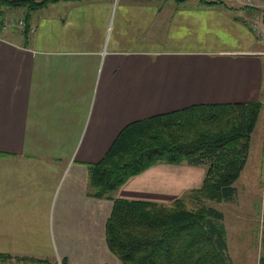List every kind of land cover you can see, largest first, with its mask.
Wrapping results in <instances>:
<instances>
[{
  "label": "crops",
  "instance_id": "1",
  "mask_svg": "<svg viewBox=\"0 0 264 264\" xmlns=\"http://www.w3.org/2000/svg\"><path fill=\"white\" fill-rule=\"evenodd\" d=\"M222 1L53 0L32 12L27 36L0 29L5 263L121 264L105 240L112 199L88 195L89 164L135 120L198 104L264 106L254 8ZM181 167L154 164L112 196L174 200L171 174H202Z\"/></svg>",
  "mask_w": 264,
  "mask_h": 264
},
{
  "label": "trees",
  "instance_id": "2",
  "mask_svg": "<svg viewBox=\"0 0 264 264\" xmlns=\"http://www.w3.org/2000/svg\"><path fill=\"white\" fill-rule=\"evenodd\" d=\"M50 1L0 0V5L31 11ZM261 108V100L198 104L135 120L121 129L99 161L89 164L88 195L112 199L105 240L121 264H233L223 213L206 201L233 198ZM157 163H208L201 185L187 194L194 206L184 196L170 204L112 196L131 176ZM9 258L0 253V260ZM258 264H264V255Z\"/></svg>",
  "mask_w": 264,
  "mask_h": 264
},
{
  "label": "rangeland",
  "instance_id": "3",
  "mask_svg": "<svg viewBox=\"0 0 264 264\" xmlns=\"http://www.w3.org/2000/svg\"><path fill=\"white\" fill-rule=\"evenodd\" d=\"M0 10H2L0 17L7 16L9 26L21 30L26 26L25 13L29 11L26 6L0 5ZM33 11H29L30 20ZM20 21L23 23L19 24ZM30 28L29 25V31ZM208 167V163H203L197 167L182 164L181 168H184V171L195 168L197 172L202 170V174H195L193 177L186 174L176 177L171 174V176H174V182L168 181V184L171 185V196L176 194L179 197L184 196L187 205L189 207L194 206L195 200L189 198L187 194L190 187L200 183L201 177L206 175ZM233 185L236 190L232 199L207 200L206 202L223 213L222 222L226 228V239L232 263L258 264V258L260 255H264V106L260 110L255 127L250 135L245 164ZM172 201L173 198L165 204H170ZM0 264L7 263L0 260Z\"/></svg>",
  "mask_w": 264,
  "mask_h": 264
},
{
  "label": "built area",
  "instance_id": "4",
  "mask_svg": "<svg viewBox=\"0 0 264 264\" xmlns=\"http://www.w3.org/2000/svg\"><path fill=\"white\" fill-rule=\"evenodd\" d=\"M244 3L254 8V17L250 27L256 37L262 41L264 46V0H244ZM22 23V21L19 22V24ZM9 25L7 16L0 17V29L4 30L8 28ZM30 30H32V28H30ZM260 53L264 56V48Z\"/></svg>",
  "mask_w": 264,
  "mask_h": 264
}]
</instances>
